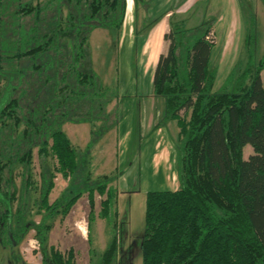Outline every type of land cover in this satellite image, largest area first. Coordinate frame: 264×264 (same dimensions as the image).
Here are the masks:
<instances>
[{"label":"trees","instance_id":"trees-1","mask_svg":"<svg viewBox=\"0 0 264 264\" xmlns=\"http://www.w3.org/2000/svg\"><path fill=\"white\" fill-rule=\"evenodd\" d=\"M125 4L0 0V242H19L32 228L40 264H74L72 248L61 252L47 238L53 218L65 216L83 192L87 223L94 194L102 196L98 213L106 219L116 201L107 174L84 190L67 189L60 202H48V195L56 173L68 178L78 172V154L59 119H73L69 116L81 110V102L71 107L76 98L83 97L88 107L96 103L99 111L109 100L94 72L82 68L89 53L88 34L96 27L110 33L108 50L117 68ZM209 28V22L187 29L182 20L169 19L163 34L166 50L153 66L151 92L163 99L160 122L173 120L177 127L178 185L145 192L140 264H264V46L256 56L254 16L248 12L244 60L213 90L212 43L204 39ZM89 118L82 113L78 120ZM99 129L106 131L107 124ZM245 144L251 152L243 157ZM34 148L37 181L32 177ZM14 175L20 182L21 205L25 196L27 201L29 193L37 191L36 212L41 217L37 223H26L18 210L11 234ZM115 255L112 234L92 264H114Z\"/></svg>","mask_w":264,"mask_h":264},{"label":"rangeland","instance_id":"rangeland-1","mask_svg":"<svg viewBox=\"0 0 264 264\" xmlns=\"http://www.w3.org/2000/svg\"><path fill=\"white\" fill-rule=\"evenodd\" d=\"M226 2L229 3L228 0H171L169 4L163 2L165 7L172 11L167 19V26L169 19L173 22L182 20L187 29L204 22L210 23L207 32L211 31L214 38L210 62L216 69L213 90L221 86L234 65L242 64L244 60L243 40L248 12L254 16L256 56L260 55L264 46V7L261 1L230 0V6L227 5L230 9L229 15L222 12L223 8L220 5L222 3L225 6ZM136 5L138 6L137 3ZM178 6L181 8L176 13L174 10ZM124 16L120 29L124 27L126 29L130 23V21L127 23V19L124 23ZM145 22L142 18L136 25L135 50L131 60L121 52L117 57V68L114 57L108 50L112 37L110 33L101 27L90 31L87 43L89 53L82 62V68L94 72L101 84L106 87L105 95L109 100L101 103L102 109L99 111L95 109L96 103H90L92 105L88 107L83 97H81L83 102L81 98H76L72 100L71 107L81 102V110H75V114L69 116L73 119H59L60 129L78 154L79 173L76 172L77 174L68 178H62L56 173L48 202L63 200L67 189L84 190L88 183L97 181L98 176L102 174H107L109 183L117 192L116 201L111 204L107 219L98 213L99 200L102 196L94 194L93 215L87 223L89 208L84 192L65 216L57 215L53 218L47 243L54 245L61 252L72 248L74 264H92L112 234L116 239L113 263L140 264L139 244L145 192L175 189L178 185L175 167L177 127L173 120L162 124L160 122L163 99L162 96L151 92V75L156 55L147 56L148 48L151 47L155 52L162 48L164 53L167 41L162 38L163 41L159 39L148 42L151 47L147 45L146 56L139 54L136 56V48L143 47L145 39L141 38L150 27V24L146 25ZM125 69L128 70L127 82L123 83L119 75L118 81H114L118 70L122 72V76L127 74ZM261 79L264 87V68L261 71ZM51 105L54 107L55 104L52 102ZM90 107L91 113L88 109ZM82 113L85 118L91 117L90 122L78 120ZM102 123L107 124L108 129L100 132L99 127ZM161 125L162 127L156 130ZM130 128L132 130H129ZM97 130L100 134L95 135ZM250 152V146L245 144L242 149L243 157ZM32 155V177L37 181L39 163L35 148ZM46 161L51 164L50 156H47ZM14 183L16 197L11 200V234L16 230L14 223L18 210L23 214L22 219L26 223H37L41 217V214L36 212L37 191L30 192L27 201L25 196V203L21 205L20 182L17 175H14ZM40 259L38 243L32 228L27 229L19 242L13 244L0 242V264H40Z\"/></svg>","mask_w":264,"mask_h":264},{"label":"crops","instance_id":"crops-1","mask_svg":"<svg viewBox=\"0 0 264 264\" xmlns=\"http://www.w3.org/2000/svg\"><path fill=\"white\" fill-rule=\"evenodd\" d=\"M171 0H142L141 3L137 5L134 4L133 0H125V12H124V23H127L130 21L129 26L125 29H120L119 31V41H118V46H117V56L123 52V56H128L130 57L129 60H131V57L133 55V52L135 50V38H136V25L138 24V21H140L142 18L143 20L145 19L146 25L149 23L150 27L148 28L147 32L144 33L145 35L142 36L141 40L145 39V43H143V47H140L139 49L136 48V56H146L145 51L146 48H148L147 45L150 46L148 42H153V41H163V34L167 32L168 26H167V19L172 12L170 8L165 7V4L163 2H167L168 4L170 3ZM226 2L225 6L220 3L222 9V12H225V14L229 15L230 9L228 6H230V0ZM150 2V3H149ZM184 4V3H183ZM228 5V6H227ZM181 6V5H180ZM178 6L175 8V12L178 13L179 9L181 8ZM220 18V17H219ZM218 18V19H219ZM144 30V29H143ZM145 32V31H144ZM147 42V43H146ZM165 45V44H162ZM167 46V44H166ZM165 46V49H166ZM151 47V46H150ZM139 52V53H137ZM163 52V49H159L155 52V49L153 47L148 48V53L147 56L150 57L152 55L157 56ZM139 54V55H138ZM156 59L154 60V64L156 62ZM130 62V61H129ZM118 66V63H117ZM131 68V65H130ZM125 72L127 73L125 76H122V72L120 70L117 71V77L121 78V81L123 83H126L128 80V70L125 69ZM152 76V75H151ZM126 85V84H125ZM162 108V107H161ZM143 120L145 123V115L143 116ZM162 127V125L156 128V130H159ZM129 130H132L131 128ZM149 136H146V138ZM145 139V138H144ZM140 144L142 142L140 141ZM81 238V236H80ZM82 239V238H81ZM83 240V239H82Z\"/></svg>","mask_w":264,"mask_h":264},{"label":"built area","instance_id":"built-area-1","mask_svg":"<svg viewBox=\"0 0 264 264\" xmlns=\"http://www.w3.org/2000/svg\"><path fill=\"white\" fill-rule=\"evenodd\" d=\"M204 39H205L206 41H208V42H211V43L214 42V38H213V36H212V34H211V31L205 33V35H204Z\"/></svg>","mask_w":264,"mask_h":264},{"label":"flooded vegetation","instance_id":"flooded-vegetation-1","mask_svg":"<svg viewBox=\"0 0 264 264\" xmlns=\"http://www.w3.org/2000/svg\"><path fill=\"white\" fill-rule=\"evenodd\" d=\"M10 243V242H9ZM10 244H13V242L12 243H10Z\"/></svg>","mask_w":264,"mask_h":264},{"label":"bare ground","instance_id":"bare-ground-1","mask_svg":"<svg viewBox=\"0 0 264 264\" xmlns=\"http://www.w3.org/2000/svg\"><path fill=\"white\" fill-rule=\"evenodd\" d=\"M83 231V230H82ZM83 233H84V231H83Z\"/></svg>","mask_w":264,"mask_h":264}]
</instances>
